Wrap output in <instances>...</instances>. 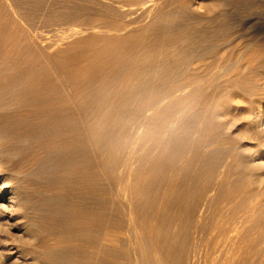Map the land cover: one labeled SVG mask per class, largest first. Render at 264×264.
I'll return each mask as SVG.
<instances>
[{
    "label": "rangeland",
    "instance_id": "374dc122",
    "mask_svg": "<svg viewBox=\"0 0 264 264\" xmlns=\"http://www.w3.org/2000/svg\"><path fill=\"white\" fill-rule=\"evenodd\" d=\"M1 21L0 264H264V0H0ZM189 22L216 56L176 72Z\"/></svg>",
    "mask_w": 264,
    "mask_h": 264
},
{
    "label": "bare ground",
    "instance_id": "6f19581e",
    "mask_svg": "<svg viewBox=\"0 0 264 264\" xmlns=\"http://www.w3.org/2000/svg\"><path fill=\"white\" fill-rule=\"evenodd\" d=\"M8 11V10H7ZM206 11V10H205ZM174 12V10H173ZM176 13V12H174ZM173 15V14H172ZM177 15V14H176ZM175 16V15H174ZM185 20H188L191 18L189 14L185 13ZM173 21V20H172ZM176 22V21H175ZM173 22L172 26L174 28L178 27V25ZM167 25V24H166ZM176 26V27H175ZM183 26V25H182ZM185 30L187 32H191L192 31V24L189 23H185ZM209 27V26H208ZM206 27L205 26H201L196 30V35L194 34V36L192 35V32L190 33V35L188 36H184L181 39H177V38H172L171 39V48L169 49V56H170V66L173 70L176 71V69H182V70H186V71H194L197 69H204V68H210L212 66V63L208 62L207 59L210 57H215L216 56V50L214 51L213 46L210 45V43H208L209 41H207V37H209V35L211 34L210 29H212L211 27ZM214 29V28H213ZM181 30V29H180ZM12 30H10L9 25L4 24L3 21L0 22V59L2 60V62H6V58H9L10 56H12V51L14 48L15 51L18 49H20V44L19 42H17L16 40H12L11 39V35L10 32ZM179 31V30H178ZM177 32V29H176ZM13 33V32H12ZM185 33V32H183ZM194 33V32H193ZM188 34V33H187ZM13 35V34H12ZM176 35V34H175ZM192 35V36H191ZM212 35V34H211ZM210 35V36H211ZM213 36V35H212ZM215 38V37H214ZM212 39V38H211ZM219 40V38H217ZM28 40V39H27ZM255 41H257L256 44L259 43V48L257 51V53H262L264 52V37L259 39L257 37H255L254 39ZM219 42V41H216ZM214 42V43H216ZM22 43V41H21ZM213 43V45H215ZM212 44V43H211ZM220 44V43H218ZM219 46V45H218ZM221 46V45H220ZM222 46H224V44H222ZM19 47V48H18ZM218 49V47H217ZM223 50V48H222ZM22 51V50H21ZM19 52V51H18ZM225 53V52H224ZM21 54V53H20ZM222 58V57H221ZM230 58V57H229ZM22 59V58H21ZM0 60V62H1ZM4 60V61H3ZM20 61V60H19ZM23 61V60H22ZM20 61V62H22ZM9 64V60L7 61ZM35 62V61H33ZM24 63V62H23ZM1 64V63H0ZM3 65L5 63H2ZM1 64V66H2ZM6 66V68L10 67L8 65L7 67V63L4 65ZM1 67L3 69V71H5V67ZM22 66V65H21ZM31 68L34 65H29ZM29 66H26V68H30ZM226 66V65H225ZM35 67V66H34ZM221 67V66H220ZM24 68V67H22ZM227 68V67H226ZM225 68V69H226ZM1 69V70H2ZM222 69V68H221ZM228 69V68H227ZM0 70V71H1ZM8 70V69H7ZM25 71V69H23ZM23 71V72H24ZM28 71V70H26ZM25 71V72H26ZM198 71V70H197ZM177 72V71H176ZM3 73V72H2ZM1 73V74H2ZM27 73V72H26ZM7 76H10V78L12 77L10 75V73H7ZM187 74V73H186ZM190 74V73H189ZM200 74V73H199ZM198 74V75H199ZM4 76V75H3ZM2 78V76L0 77ZM9 78V77H8ZM180 78V77H179ZM7 79V77H6ZM22 79V78H21ZM3 80V78L1 79ZM185 80V79H184ZM9 81V79H8ZM194 81V80H193ZM8 84V82L6 83ZM1 86V85H0ZM4 86V85H3ZM7 86V85H5ZM8 87V86H7ZM26 92V91H25ZM27 93V92H26ZM180 93V92H179ZM176 106H178V103L176 104ZM39 114V113H38ZM171 120V119H170ZM174 133V132H173ZM0 184V190L3 189H9V186L5 183V182H1ZM15 196V195H14ZM13 196V198H14ZM18 197V196H17ZM11 199V198H10ZM257 199V198H256ZM22 201V200H20ZM244 213V212H243ZM239 218V217H238ZM244 226V225H243ZM231 228V227H230ZM243 228V227H242ZM234 237V236H233ZM236 240V239H235Z\"/></svg>",
    "mask_w": 264,
    "mask_h": 264
}]
</instances>
